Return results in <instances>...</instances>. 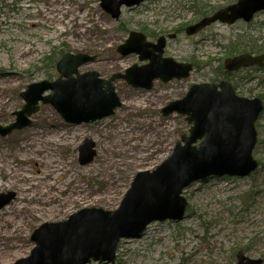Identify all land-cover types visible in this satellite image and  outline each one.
Masks as SVG:
<instances>
[{"label": "rangeland", "instance_id": "rangeland-1", "mask_svg": "<svg viewBox=\"0 0 264 264\" xmlns=\"http://www.w3.org/2000/svg\"><path fill=\"white\" fill-rule=\"evenodd\" d=\"M100 2L0 0V126L16 122V113L25 105L21 95L29 86L59 78L55 59L60 53L95 57L78 72H97L103 79L146 64L136 55L122 57L117 52L131 32L143 33L155 42L177 31L180 35L168 42L165 57L192 63L195 70L188 79L155 81L151 91L116 81L122 106L113 116L95 123L67 124L53 106L40 104L30 118L31 126L0 135L5 159L0 163L4 168L0 171V194L15 195L0 210V264L28 258L35 248L31 237L43 224L64 222L86 209L118 210L137 174L156 170L182 137L189 136L191 126L185 116L165 117L162 110L184 99L193 85L220 76L232 57L228 54L231 43L264 44V13L250 24L218 23L195 37L185 35L186 27L200 21L195 15L198 10L218 12L238 0H147L133 10L123 9L118 21ZM231 80L239 96L264 101V71L245 69ZM53 125L64 141L48 145ZM256 128L258 143L253 158L259 168L253 174L192 184L183 193L188 202L185 219L180 223L154 222L143 237L122 240L116 264H237L239 252L264 264V112ZM86 140L94 143L96 155L91 163L81 165L79 149ZM39 148L44 149L38 153ZM50 156L59 170L65 167L66 174L59 172L46 184ZM13 171L22 178L8 175ZM52 185L61 187L62 193H53L58 205L44 201ZM25 187L35 191L37 203L21 201ZM77 187L83 189L82 199L64 202V194Z\"/></svg>", "mask_w": 264, "mask_h": 264}, {"label": "water", "instance_id": "water-1", "mask_svg": "<svg viewBox=\"0 0 264 264\" xmlns=\"http://www.w3.org/2000/svg\"><path fill=\"white\" fill-rule=\"evenodd\" d=\"M145 1L101 0V7L118 21L122 8L133 10ZM260 13H264V0H239L189 26L186 34L197 35L218 22L227 25L239 21L250 23ZM166 42V38L161 37L151 43L144 34L132 32L125 44L118 47V53L123 57L135 54L140 62L148 64L134 65L124 75L116 74L108 80L102 79L97 72H78L80 67L93 63L95 57L65 55L57 66L60 77L55 82L29 86L22 94L25 106L16 113V122L0 126V135L7 136L31 126L30 118L39 111L41 102L52 105L68 124H88L112 116L121 107L115 81L124 80L135 89L150 91L157 80L168 83L189 78L193 70L191 65L164 57ZM251 65L264 66V55L245 54L226 61L229 72ZM49 91L52 93L44 96ZM263 110L259 98L239 97L227 81L218 85H194L184 99L162 110L165 117L185 116L191 125L190 135L182 137L172 155L156 170L137 174L119 209L115 212L86 209L64 222L43 224L31 237L35 243L31 255L15 264H115L121 240L141 238L154 222L178 223L185 219L188 202L183 192L193 183L211 177L244 178L257 170L259 165L253 158L258 139L255 123ZM94 146L86 140L80 147L81 165L93 161ZM14 198L13 193L0 194V210ZM237 260L238 264H261L242 252L237 254Z\"/></svg>", "mask_w": 264, "mask_h": 264}, {"label": "bare ground", "instance_id": "bare-ground-1", "mask_svg": "<svg viewBox=\"0 0 264 264\" xmlns=\"http://www.w3.org/2000/svg\"><path fill=\"white\" fill-rule=\"evenodd\" d=\"M52 133H51V135H50V138L48 139V145H50V143H53V144H55V143H57V142H63L64 140H63V135H61V131L59 130V128L58 127H56L55 125H53L52 126ZM121 133V132H120ZM56 139H58L59 141H57ZM68 142V141H67ZM43 149L44 148H39L38 150H37V152L38 153H40V152H42L43 151ZM5 161V159H4V156H3V154L1 153V149H0V163H3ZM4 168L3 167H1L0 166V171L1 172H3L4 170H3ZM65 170V167L64 168H62V169H60L59 170V167L57 166V164H56V162H55V160H54V158L53 157H48V159H47V161H46V172H45V174H44V178L46 179V184H51L53 181H54V175H57V173H62V175H65L66 174V171H64ZM17 171H19V170H17ZM17 171H13V172H10L8 175H12V176H14V175H16L17 177V179L18 178H22V176L21 177H19V175H17ZM5 175H7V174H5ZM69 178H71V176H69L67 179H66V181H68V179ZM72 178H73V175H72ZM25 179H27L26 177H25ZM23 180H24V176H23ZM26 181V180H25ZM30 182H32L31 180H30ZM71 184H72V182H71ZM44 186V185H43ZM45 187V186H44ZM47 188H49V187H47ZM33 189V188H32ZM51 190H52V192H51V194L50 195H47L46 196V199H44V201L46 202V203H50V205L52 204V203H54V204H59L60 202L58 201L59 199H57V198H55V197H53V193H62V191H61V187H56L55 188V186L54 185H52L51 186ZM34 194H35V191H31L29 188H27V187H25L23 190H22V193H21V195H22V199H21V201L22 202H25V201H27V200H29V201H34L35 203H37V201L39 200V199H35L33 196H34ZM20 195V196H21ZM51 196V197H50ZM64 196L65 197H63L64 198V202L66 201V200H71V199H73V200H78L79 198H81L82 199V197L81 196H83V189L81 188V187H77V188H73L72 189V191H71V193H69V194H64Z\"/></svg>", "mask_w": 264, "mask_h": 264}, {"label": "trees", "instance_id": "trees-1", "mask_svg": "<svg viewBox=\"0 0 264 264\" xmlns=\"http://www.w3.org/2000/svg\"><path fill=\"white\" fill-rule=\"evenodd\" d=\"M212 12H214V10H210V11L198 10L195 13V15H196V17L203 18V17H206L207 15L211 14ZM241 52L251 53V54H255V55L256 54H262V53H264V44L259 46L257 44H253V43L250 44L248 42L236 43V44L231 43L228 47V54L232 57L242 54ZM62 55H63V53L59 54L60 57H58L57 60L55 59V63H57L60 60ZM255 69L258 70L257 68H255ZM231 76H232L231 74H229L225 70H223L222 74L220 76H217L215 79L212 80V83L219 81L221 77H222V79H228L229 80L231 78Z\"/></svg>", "mask_w": 264, "mask_h": 264}, {"label": "flooded vegetation", "instance_id": "flooded-vegetation-1", "mask_svg": "<svg viewBox=\"0 0 264 264\" xmlns=\"http://www.w3.org/2000/svg\"><path fill=\"white\" fill-rule=\"evenodd\" d=\"M171 35H174V40L175 39H177L178 37H179V33L177 32V31H175L174 33H169V34H166V35H163V36H165L166 38H169ZM155 41V40H154ZM169 42V41H168ZM168 42H167V46H168ZM167 46H166V48H167ZM254 69V67H249V68H247V69ZM234 85L237 87V85L234 83Z\"/></svg>", "mask_w": 264, "mask_h": 264}]
</instances>
